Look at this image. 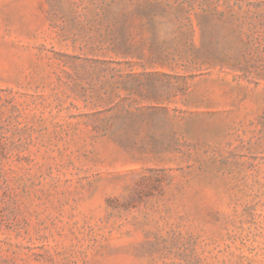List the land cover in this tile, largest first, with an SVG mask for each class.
Here are the masks:
<instances>
[{"label": "rangeland", "instance_id": "rangeland-1", "mask_svg": "<svg viewBox=\"0 0 264 264\" xmlns=\"http://www.w3.org/2000/svg\"><path fill=\"white\" fill-rule=\"evenodd\" d=\"M0 264H264V0H0Z\"/></svg>", "mask_w": 264, "mask_h": 264}, {"label": "trees", "instance_id": "trees-1", "mask_svg": "<svg viewBox=\"0 0 264 264\" xmlns=\"http://www.w3.org/2000/svg\"><path fill=\"white\" fill-rule=\"evenodd\" d=\"M146 14L148 16H155L156 14L155 7H153L152 9H146Z\"/></svg>", "mask_w": 264, "mask_h": 264}]
</instances>
